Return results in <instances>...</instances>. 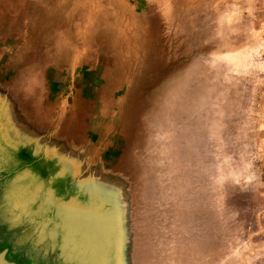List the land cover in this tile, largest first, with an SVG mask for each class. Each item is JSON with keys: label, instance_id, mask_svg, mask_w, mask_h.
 Listing matches in <instances>:
<instances>
[{"label": "rangeland", "instance_id": "374dc122", "mask_svg": "<svg viewBox=\"0 0 264 264\" xmlns=\"http://www.w3.org/2000/svg\"><path fill=\"white\" fill-rule=\"evenodd\" d=\"M40 190L96 264H264V0H0V218Z\"/></svg>", "mask_w": 264, "mask_h": 264}, {"label": "crops", "instance_id": "0c3cea01", "mask_svg": "<svg viewBox=\"0 0 264 264\" xmlns=\"http://www.w3.org/2000/svg\"><path fill=\"white\" fill-rule=\"evenodd\" d=\"M34 195H35V197H33L31 200H29L30 196H25V192L21 193V203L19 204V207H14L13 210H12V208L10 210H8L10 212V214L18 213L20 215L25 216L23 219H20V218L19 219H11V218L9 219L8 217H6V219L2 218L3 219L2 220L0 218V225L1 226L5 225L4 227L6 229H9L10 227H15V226H22V230L20 232L19 239H23L22 241L27 242V243H25L27 245L30 244V246H31V248L33 250H38V251L42 250V253L45 252L43 254L46 255V253L49 250L45 251V248H42L43 247L42 245L45 244L44 242H42V239H44V240L47 239V241H50L48 243L49 246L50 245L59 246V240L61 238V234H60L61 229H60V227H57L56 230H54L53 228H51V227H49L47 225L44 226V224H42L43 226L35 224V221L37 220V214H39V213H37V210H38L37 207L39 205L38 201L40 200L42 202V205H43V203L45 204L48 201L47 200H45V201L42 200L43 196L41 194V190L39 191V194L36 192V194H34ZM9 196L13 197L11 194H9ZM24 197H26V198H24ZM24 199L26 200L25 202H24ZM45 199H46V197H45ZM51 203H53V202H51ZM53 206H54V204H49V208H45V207H47V205L46 206L43 205L42 206V208H43L42 210L43 211L41 213L43 214L44 212H47V214H51L49 211L52 209V214H53V212H54V210H53L54 207ZM55 213L58 214L59 211L55 210ZM40 230L42 231L41 233H43V232L44 233L45 232H48V233L50 232V233L47 234V236H42L41 237L40 236ZM52 231H54V232H52ZM52 233H54V234H52ZM46 237H48V238H46ZM51 240L56 241V242H52L51 243ZM1 249H5L6 250V247L4 248L3 246H0V250ZM51 251H52V249H51ZM8 260L9 261H13L11 259H8ZM13 262L16 263L15 261H13Z\"/></svg>", "mask_w": 264, "mask_h": 264}, {"label": "water", "instance_id": "95a60500", "mask_svg": "<svg viewBox=\"0 0 264 264\" xmlns=\"http://www.w3.org/2000/svg\"><path fill=\"white\" fill-rule=\"evenodd\" d=\"M78 213V212H76ZM71 214H74L72 212ZM90 223V222H89ZM74 223L71 230L66 228H61L60 234H63L64 246H62L60 253L58 254L61 259V263H82V264H96L100 262V259L95 256V251L93 248V240L91 235L92 227L88 224L87 226H81V224ZM68 231V232H67ZM87 232V233H86ZM86 234H88L86 236ZM69 248V252H67ZM5 249L0 250V264H16L13 261H9L5 257ZM68 256V257H67ZM72 256L71 258H69ZM80 256V258L78 257Z\"/></svg>", "mask_w": 264, "mask_h": 264}, {"label": "flooded vegetation", "instance_id": "af4514ba", "mask_svg": "<svg viewBox=\"0 0 264 264\" xmlns=\"http://www.w3.org/2000/svg\"><path fill=\"white\" fill-rule=\"evenodd\" d=\"M5 226V225H4ZM0 225V246L6 247L5 257L15 261L17 264H58L56 250L49 251L44 255L42 250H33L27 242H22L20 232L22 226L6 229ZM8 228V227H7Z\"/></svg>", "mask_w": 264, "mask_h": 264}]
</instances>
